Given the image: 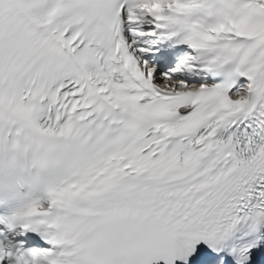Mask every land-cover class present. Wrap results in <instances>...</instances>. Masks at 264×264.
I'll return each instance as SVG.
<instances>
[{"label":"snow or ice","instance_id":"obj_1","mask_svg":"<svg viewBox=\"0 0 264 264\" xmlns=\"http://www.w3.org/2000/svg\"><path fill=\"white\" fill-rule=\"evenodd\" d=\"M0 264H264V0H0Z\"/></svg>","mask_w":264,"mask_h":264}]
</instances>
